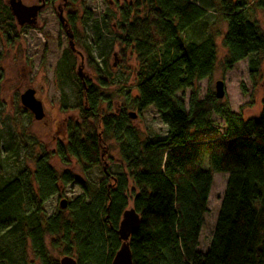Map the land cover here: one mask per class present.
<instances>
[{
    "label": "trees",
    "instance_id": "obj_1",
    "mask_svg": "<svg viewBox=\"0 0 264 264\" xmlns=\"http://www.w3.org/2000/svg\"><path fill=\"white\" fill-rule=\"evenodd\" d=\"M129 1L119 8L117 33L109 41L123 47L121 64L126 50L135 54L136 95L124 88L123 108L112 109L109 96L100 90L112 86L114 76L103 57L88 61L97 87L82 82L77 87L72 109L79 121L67 122L65 142L53 152H29L21 139L17 145L4 140L0 147V261L12 264L14 251L28 248L39 264H58L45 247L49 236L55 246H66L68 256L74 252L77 264H110L121 245L117 229L127 210L130 181L131 209L139 217L127 243L132 264H264V75L256 119L243 120L211 94L199 99L192 92L185 105L176 95L192 90L216 65L212 37L197 42L189 35L209 7L190 0ZM254 6L264 11V0H254ZM245 10L239 2L220 1L218 12L226 26L224 67L230 70L247 60L254 79L264 33ZM9 12L0 0V26L11 39L8 33L15 27ZM106 20L101 19L105 27ZM66 53L74 56L76 51L67 48ZM149 107L166 135L140 140L126 110L140 115ZM212 115L222 119L224 132L213 124ZM110 139L117 145L123 173L103 170L104 178L95 186L51 165L56 157L63 165L74 160L83 172L94 170ZM212 174H226L227 179L208 247L200 251ZM69 185H79L83 194L48 215L46 204Z\"/></svg>",
    "mask_w": 264,
    "mask_h": 264
},
{
    "label": "rangeland",
    "instance_id": "obj_2",
    "mask_svg": "<svg viewBox=\"0 0 264 264\" xmlns=\"http://www.w3.org/2000/svg\"><path fill=\"white\" fill-rule=\"evenodd\" d=\"M23 5L32 6L40 4L41 0H20ZM45 6L37 16L34 26L19 27L12 18L15 32L8 35L0 26V147L4 140L10 139L13 145L22 141L29 152H53L56 145L65 142L66 124L68 121L78 122V112L72 107L75 103L77 87L81 80L77 77L78 68L82 69L85 86L92 84L97 87L93 66L88 61L101 62L102 57L114 76V84L101 91L110 98V107L115 110L123 108L122 97L124 88L136 95L134 90L137 63L135 54L131 49L124 52L125 63L121 64L120 52L123 47L109 40L117 33L119 22V8L129 4V0H53ZM196 5L204 3L211 10L190 30L189 35L194 41H201L205 37H212L216 48V65L212 74L199 81L192 90L180 92L176 97L188 104L192 92H196L199 99L206 95L215 94L216 82L223 83L224 96L217 100L218 105H226L234 114L240 115L243 120L258 118L262 99V77L264 75V52L259 55V72L254 79L248 75V61L244 60L233 65L230 70L224 67L226 51L222 45V35L226 26L222 21L219 10L221 0H190ZM239 2L246 6V17L257 24L264 33V11L255 8L254 0H229ZM8 6L9 0H2ZM62 10L64 24L58 21V11ZM86 12L90 13L87 17ZM10 13V12H9ZM11 15V14H9ZM107 18V26L101 23ZM71 21L72 24L69 22ZM71 28H70V27ZM70 28V29H69ZM72 34V41L76 54L69 56L67 33ZM89 46L91 48H89ZM90 49L88 55L86 49ZM27 89L35 92L43 109L44 117L40 121L33 119L31 113L24 109L19 96ZM102 109L107 107L101 105ZM127 113L134 116L130 118L129 125L139 135L140 140L161 139L166 135V127L152 107L140 115L132 108ZM211 121L220 132L225 131V124L216 115ZM105 156L100 166L89 172H83L74 160L63 165L56 157H52L51 165L59 172H68L81 184L95 186L104 178L103 170L112 175L123 173L118 148L114 140L106 141ZM30 164V163H29ZM31 166V164H30ZM205 168V165L203 166ZM227 175L212 174V184L208 194L207 210L199 237L198 250L203 251L213 231L219 201L223 194ZM127 207L131 209L130 192L132 183L127 184ZM83 194L79 185L64 187L58 195L46 204V212L52 214L59 208V201L68 203ZM45 247L48 256L54 262L68 256L65 254L66 246L62 243L55 246L51 237L45 238ZM72 259L77 257L72 252ZM0 264H3L0 261ZM12 264H39L27 248L25 252L14 251Z\"/></svg>",
    "mask_w": 264,
    "mask_h": 264
},
{
    "label": "water",
    "instance_id": "obj_3",
    "mask_svg": "<svg viewBox=\"0 0 264 264\" xmlns=\"http://www.w3.org/2000/svg\"><path fill=\"white\" fill-rule=\"evenodd\" d=\"M44 4L45 3L42 2L39 5L26 6L23 5L20 0H9L8 8L17 26L19 27L34 26L36 24L37 16L39 15L40 11L43 9ZM58 21L60 24L66 27V24H64V19L62 17L61 9H59L58 11ZM67 37H68L69 49L72 52H75L74 44L72 41V34L68 32ZM77 77L79 80H81L82 86H85L83 82V75L81 68H78L77 70ZM34 95H35L34 90L27 89L19 96V101L21 106L31 113L34 120L40 121L43 119L44 113L41 103L35 99ZM223 96H224L223 83L216 82L214 97L218 100V99H222ZM133 117L134 116L131 115V118ZM66 205H67L66 200L59 201V207L61 209H65ZM138 223H139V217L133 209L125 210L122 213L121 220L119 222L117 229V235L119 240L121 241V245L114 254L110 264H132L131 254L127 243L130 235H132L136 231L138 227ZM59 264H77V263L71 257L65 256L59 261Z\"/></svg>",
    "mask_w": 264,
    "mask_h": 264
},
{
    "label": "flooded vegetation",
    "instance_id": "obj_4",
    "mask_svg": "<svg viewBox=\"0 0 264 264\" xmlns=\"http://www.w3.org/2000/svg\"><path fill=\"white\" fill-rule=\"evenodd\" d=\"M42 2H44V3H45V1H44V0H41V1H40V4H41ZM38 5H39V4H38ZM44 6H45V4H44ZM62 27H63V29L66 31V29H65V28L67 27V25H66V27H64V26H62Z\"/></svg>",
    "mask_w": 264,
    "mask_h": 264
}]
</instances>
